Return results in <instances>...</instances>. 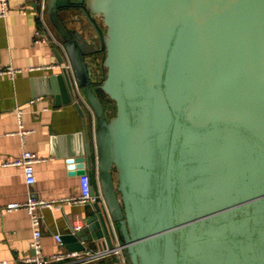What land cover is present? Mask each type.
<instances>
[{"label":"water","instance_id":"water-1","mask_svg":"<svg viewBox=\"0 0 264 264\" xmlns=\"http://www.w3.org/2000/svg\"><path fill=\"white\" fill-rule=\"evenodd\" d=\"M45 15L96 121L94 158L61 64L84 139L67 167L91 193L96 173L107 207L67 249L115 230L126 264H264V0H46Z\"/></svg>","mask_w":264,"mask_h":264},{"label":"crops","instance_id":"crops-1","mask_svg":"<svg viewBox=\"0 0 264 264\" xmlns=\"http://www.w3.org/2000/svg\"><path fill=\"white\" fill-rule=\"evenodd\" d=\"M8 1L11 11L0 17V66L12 65L22 70L12 76L0 73V205L25 201L29 195L46 200L76 196L80 193V174L69 173L66 158L70 153H79L84 145L83 123L73 102L65 101L69 92L65 80L59 77L61 64L69 67L77 100L88 115L94 158L95 118L86 108L87 100L69 66L64 45L34 41L39 26L37 0ZM22 5L26 7V13L20 11ZM68 25L79 28L77 23L68 22ZM88 29L93 32L90 26ZM55 47L64 57L62 63L57 59ZM54 64L57 66L47 67ZM18 108L21 109L23 128L31 130L23 138L18 132ZM23 149L34 151L43 158L34 164L35 180L31 184L26 183L19 167L1 165ZM98 181L95 173L93 183L96 190ZM38 212L43 219L41 241L45 256L67 249L65 243L57 241L56 233H72L73 222L85 225L86 218L94 213L91 203L66 201L54 207H40ZM31 237L26 210L13 209L0 214V260L6 259L9 264H33L19 261L32 253ZM81 241L85 248H91L94 243ZM100 241L95 242L99 244Z\"/></svg>","mask_w":264,"mask_h":264},{"label":"built area","instance_id":"built-area-1","mask_svg":"<svg viewBox=\"0 0 264 264\" xmlns=\"http://www.w3.org/2000/svg\"><path fill=\"white\" fill-rule=\"evenodd\" d=\"M45 1L46 0H37L39 10L37 12V17L39 19V26L35 30L34 41L35 42H47L52 41L57 44L63 45L54 35L51 30L49 23L47 22L45 16ZM11 11V6L9 5L8 0H0V17H5ZM22 13H26V7L22 5L20 7ZM40 28V29H39ZM57 65H47V67H56ZM70 66V64H69ZM33 67H30V69ZM19 67H14L12 65L0 66V73H8L11 76L21 71ZM86 108L94 117L93 110L91 109L88 102H86ZM86 112V111H85ZM18 121H19V133L21 137H24V134L29 129L23 128V123L21 120V109H17ZM88 113V112H87ZM88 117V115H87ZM95 118V117H94ZM43 160L36 152L31 150L23 149L18 154L14 155L10 159H6L1 165H11L19 167L24 175L25 181L28 184H31L35 180L34 175V164L38 161ZM99 182V181H98ZM90 179L88 174H80V193L76 196H71L65 199H51L46 200L42 198H36L33 195H29L25 201H11L5 205H0V214L4 211H9L13 209H24L27 211L30 224L32 237L30 241V248L32 253L29 256L20 258L19 261L22 263H33V264H112L114 258L118 259L119 264H126V259L124 257L123 246L119 241L115 230H113V239L114 245L101 246L97 249L84 248L82 250H68L60 249L47 256L43 254L42 250V215L38 212L40 207H54L61 202H73V203H91L98 201L103 204L106 208V203L104 196L101 190L100 183L98 184V190L95 189L94 193L90 192ZM84 227L82 222L75 221L71 225L72 233L80 230ZM114 228V227H113ZM55 238L57 241L61 242V234L56 233ZM0 264H9V261L6 259L0 260Z\"/></svg>","mask_w":264,"mask_h":264},{"label":"rangeland","instance_id":"rangeland-1","mask_svg":"<svg viewBox=\"0 0 264 264\" xmlns=\"http://www.w3.org/2000/svg\"><path fill=\"white\" fill-rule=\"evenodd\" d=\"M110 106H111V110H110V112H113V111H114V106H113V104L111 103Z\"/></svg>","mask_w":264,"mask_h":264},{"label":"trees","instance_id":"trees-1","mask_svg":"<svg viewBox=\"0 0 264 264\" xmlns=\"http://www.w3.org/2000/svg\"><path fill=\"white\" fill-rule=\"evenodd\" d=\"M99 91H100V90H99ZM109 104H111V103H109ZM108 108H109V110H111V106H110V105H109V107H108Z\"/></svg>","mask_w":264,"mask_h":264}]
</instances>
